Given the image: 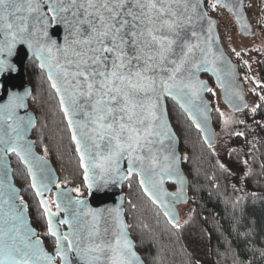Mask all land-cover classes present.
Returning a JSON list of instances; mask_svg holds the SVG:
<instances>
[{"label": "water", "instance_id": "obj_1", "mask_svg": "<svg viewBox=\"0 0 264 264\" xmlns=\"http://www.w3.org/2000/svg\"><path fill=\"white\" fill-rule=\"evenodd\" d=\"M213 4L241 38L254 36L245 0ZM29 60L57 98L84 197L59 184L31 139ZM203 75L231 113L248 108L238 65L204 0H0V264H144L124 217L122 186L135 176L169 224L180 221L189 185L167 100L214 148L213 86ZM11 155L45 213L51 252L14 183Z\"/></svg>", "mask_w": 264, "mask_h": 264}, {"label": "trees", "instance_id": "obj_2", "mask_svg": "<svg viewBox=\"0 0 264 264\" xmlns=\"http://www.w3.org/2000/svg\"><path fill=\"white\" fill-rule=\"evenodd\" d=\"M204 2L211 14L213 0ZM245 9L251 16L250 9ZM252 9L253 28L264 34V0H255ZM225 51L238 65L249 97L245 111L230 112L224 118L212 92L208 94L216 140L233 143L227 150L226 165L215 151L217 144L208 148L183 111L167 100L168 118L180 142L189 185L187 204L191 210L186 220L169 224L144 196L135 176L122 186L124 217L144 264H264V56L255 53L259 76L254 80L246 62L248 52ZM203 76L214 89L213 81ZM26 77L31 88L28 108L36 119L31 139L37 151L50 161L60 185L78 189L81 196H86L79 160L59 103L34 60L27 62ZM10 161L14 183L27 203L31 224L51 252L55 240L48 234L45 213L30 187L26 170L14 155ZM168 187L174 191V186ZM47 200H52V195Z\"/></svg>", "mask_w": 264, "mask_h": 264}, {"label": "rangeland", "instance_id": "obj_3", "mask_svg": "<svg viewBox=\"0 0 264 264\" xmlns=\"http://www.w3.org/2000/svg\"><path fill=\"white\" fill-rule=\"evenodd\" d=\"M254 2L255 0H245V7H248L251 13V16L248 13L249 19L253 16L254 13V9H252V4H254ZM209 16L213 17L216 21H218V32L220 33L221 42L225 44V46L223 44L224 49H227V51L232 54H239L240 52L244 51L248 52V58L246 62L249 65L250 74L255 80L259 76V63L256 59L255 53L257 51L264 56V34L253 28L254 36L252 38H241L238 34V31H236V28L234 27V22L232 21V19H230L225 10L221 8L218 9L215 6ZM212 95L214 97L215 106L216 108H218L221 115L224 118L228 117L230 111L221 102V98L219 97V91L216 87L212 90ZM217 140L218 143L215 147V151L218 153L220 162L226 165V155L228 152L227 150L233 145V143L229 140L224 141L219 138H217ZM74 194L79 197H84L81 196V192L78 189L74 191ZM49 205L51 210L53 211L54 206L52 200H49ZM178 207L180 221L186 220V216L190 212L191 208L188 204Z\"/></svg>", "mask_w": 264, "mask_h": 264}, {"label": "built area", "instance_id": "obj_4", "mask_svg": "<svg viewBox=\"0 0 264 264\" xmlns=\"http://www.w3.org/2000/svg\"><path fill=\"white\" fill-rule=\"evenodd\" d=\"M219 9V8H218ZM234 24V27L236 28V25H235V23H233Z\"/></svg>", "mask_w": 264, "mask_h": 264}]
</instances>
